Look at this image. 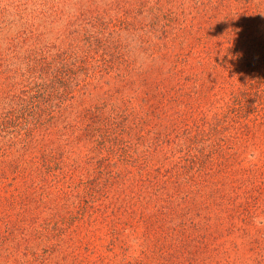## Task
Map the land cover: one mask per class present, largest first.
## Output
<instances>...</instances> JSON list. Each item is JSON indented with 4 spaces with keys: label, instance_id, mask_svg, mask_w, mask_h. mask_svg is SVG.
Segmentation results:
<instances>
[{
    "label": "trees",
    "instance_id": "trees-1",
    "mask_svg": "<svg viewBox=\"0 0 264 264\" xmlns=\"http://www.w3.org/2000/svg\"><path fill=\"white\" fill-rule=\"evenodd\" d=\"M256 18L264 0H0V264L250 260L264 219L237 227L205 188L228 148L264 157L263 134L241 130L258 107L264 124V70L233 51L248 33L264 62ZM212 91L226 97L210 116ZM96 173L121 182L108 204Z\"/></svg>",
    "mask_w": 264,
    "mask_h": 264
},
{
    "label": "rangeland",
    "instance_id": "rangeland-1",
    "mask_svg": "<svg viewBox=\"0 0 264 264\" xmlns=\"http://www.w3.org/2000/svg\"><path fill=\"white\" fill-rule=\"evenodd\" d=\"M248 19L250 21H253V19L250 17ZM259 27L262 31L261 34L264 35V18H256V22L254 21V23L250 24V29L248 30L253 32L252 34H254L256 31H258L259 33L260 32ZM204 34L206 35V33ZM217 36L218 35H215L212 37L216 38ZM242 37H243L242 38L243 47L241 48L238 47L236 49H233L235 54L238 52V50L244 49L241 52L242 54H244V56L235 60V64L237 68L241 69L242 71H247V72L251 70H255L257 72L263 71L264 62L260 61L262 50H260L259 53L258 52L256 53L255 52L256 49L255 50L248 49L252 46L253 42L254 43L259 42V39L254 38V36L250 38L251 35H249L248 33L243 34ZM217 39H218L217 44H212L208 47H210V49L212 50L214 49L216 52H221V54H223V50L225 49L227 51L228 47H230L229 44L226 45V42L227 40L229 42V39L227 38L220 39V37H217ZM213 40H216V39H213ZM220 43L223 47L220 46ZM246 53H248L249 56ZM219 59L222 60V58H219ZM218 70L220 74L226 77H228V74L229 75L231 74L230 65L225 64V62H223L220 65V68H218ZM226 77L219 78V82H217L218 89H219L220 83L222 82V79H225L223 83L229 84L231 79L229 80V78H226ZM209 86L214 87V82L210 83ZM207 91L209 92V90ZM190 97L191 96H189L185 100H188ZM225 97L226 96H223V94H220L218 91H217V94H215V92L213 91L211 92V94H209L205 102L207 104L206 108L212 111L210 113V116L213 115L215 111H217V109L224 104L223 99ZM218 99H220L219 102H218ZM215 101H217L218 103H215L216 105L214 104L216 107L214 109V105H212V103ZM258 111H261L259 107L255 111L250 110V112L248 111L244 114L243 119H242L244 120V125L241 126L242 127L241 130H243L242 133L249 134V136L251 135V131H254L255 133L261 132L263 135L260 138H263L264 137V124H262L263 122L261 119H258L253 116ZM154 114L155 113H152V114L150 113V115H154ZM261 142H262L261 140L259 141L257 140L256 142L257 144L255 143V145H257L259 148H261V150H263L262 154L264 155V147L261 146ZM251 145H253V142L250 141L247 150L245 149L242 150L240 148L239 153H236V154L232 150L229 151V148L223 153V155L219 154L218 160L220 159V157L223 158L224 162H222V164L224 165V168L217 170L218 174L214 176V182L216 183L214 185L210 184L209 186H207L208 188H205L206 189L205 191L207 192V194H210L212 189H213L212 193H214L215 192L214 190L218 188L220 191H222V194L224 195V197L225 195H227L225 200L222 202L223 209H225L224 211L227 212L226 213L227 215L232 216L234 218V221H236L237 223L236 224L237 227H240V228L245 227L246 225L251 223L252 217L258 216V218L253 219V224H255V226L251 228L254 230L256 228L257 229L261 228L258 224L262 219H264V157L260 158L261 152L257 150L258 148L252 147ZM226 154L227 156L225 160L224 155ZM96 174H97L96 177L99 176V178H103L101 179L100 189L96 188L97 198H99L98 199L99 203L103 202L105 204H108L110 202V199H113V198L116 199V197L120 195L121 182L107 181L105 177L103 176L101 177L98 173ZM215 179H218V180H215ZM222 184H223V187H222ZM230 187H232L233 191L234 189H236V191L241 196L240 198L242 197L243 198L235 202L234 195L232 194L231 191H228ZM248 187L249 189H251V191H249L250 195L246 197L244 194L247 191ZM7 190H11V188H8ZM7 190H2V192L0 193V196L2 197L5 196V191ZM71 192L72 190H70V195H71ZM217 195L218 194H216V198H217ZM101 205H104V204H101ZM101 205H99V207ZM108 212H110V210ZM235 242L238 243L240 241H235ZM248 242H249L248 247L250 243H254V244L250 246L249 250L247 251V254L245 255V257H247L250 260H247L246 263L244 264H253L254 259L256 258H258V260L261 259V257L259 258V256L262 254V249H260V245L261 246L264 245V241H260V242L259 241H248ZM258 243H260V245Z\"/></svg>",
    "mask_w": 264,
    "mask_h": 264
}]
</instances>
